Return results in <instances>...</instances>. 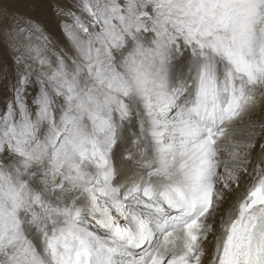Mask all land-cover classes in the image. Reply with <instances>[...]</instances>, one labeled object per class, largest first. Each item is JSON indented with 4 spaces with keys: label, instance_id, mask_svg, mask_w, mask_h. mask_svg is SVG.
<instances>
[{
    "label": "snow or ice",
    "instance_id": "snow-or-ice-1",
    "mask_svg": "<svg viewBox=\"0 0 264 264\" xmlns=\"http://www.w3.org/2000/svg\"><path fill=\"white\" fill-rule=\"evenodd\" d=\"M0 264H264V0H0Z\"/></svg>",
    "mask_w": 264,
    "mask_h": 264
}]
</instances>
